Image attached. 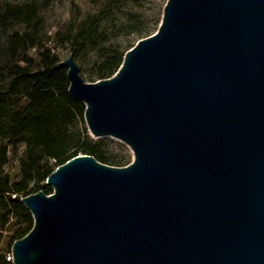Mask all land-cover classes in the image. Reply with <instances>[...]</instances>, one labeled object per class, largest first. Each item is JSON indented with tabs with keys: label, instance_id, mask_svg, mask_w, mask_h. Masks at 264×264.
<instances>
[{
	"label": "water",
	"instance_id": "1",
	"mask_svg": "<svg viewBox=\"0 0 264 264\" xmlns=\"http://www.w3.org/2000/svg\"><path fill=\"white\" fill-rule=\"evenodd\" d=\"M59 66L91 135L134 161L57 167L20 200L13 264H264V0H168L111 78Z\"/></svg>",
	"mask_w": 264,
	"mask_h": 264
},
{
	"label": "trees",
	"instance_id": "2",
	"mask_svg": "<svg viewBox=\"0 0 264 264\" xmlns=\"http://www.w3.org/2000/svg\"><path fill=\"white\" fill-rule=\"evenodd\" d=\"M131 1L103 0L97 14L79 18L63 38L75 60L85 51L96 54L97 81L114 76L126 52L133 48L131 44L122 46L118 42L121 37L135 35L141 40L151 36L143 15L126 9ZM36 15L37 9L27 6L7 12L9 19L25 24ZM160 22L157 18L154 27L158 28ZM25 38L27 49L39 50L43 65L36 71L17 66L9 88L0 91V224L6 225L12 217L25 224L17 230L15 241L24 238L34 226L32 214L20 202L21 198L41 191L52 194L45 181L57 167L80 154L94 156L107 165L110 161L112 166L119 163L107 157L90 139L83 126L86 106L70 97L67 68L59 66L58 56L33 34L26 33ZM21 83L25 84L22 92ZM20 144L26 149L18 159L19 179L11 182L4 167L8 163L9 146ZM0 264L11 263L0 257Z\"/></svg>",
	"mask_w": 264,
	"mask_h": 264
},
{
	"label": "rangeland",
	"instance_id": "3",
	"mask_svg": "<svg viewBox=\"0 0 264 264\" xmlns=\"http://www.w3.org/2000/svg\"><path fill=\"white\" fill-rule=\"evenodd\" d=\"M167 1L132 0L126 9L143 15L145 25L150 27L149 34L153 35L159 28L154 27V21L157 18L162 21ZM102 2L103 0H0V91L9 88L12 79L16 76L17 66L29 67L32 71H36L43 65L39 50L37 48L27 49L26 33L33 34L36 39L41 40V43L51 49L53 55L58 56L60 62L65 61L72 54L69 45L63 42L65 34L71 29L73 23L80 20L79 18L87 14H97ZM18 6L37 9L34 20L25 24L15 19H9L7 12ZM114 14H116L115 10ZM107 21L108 19L104 22ZM139 40L133 35L121 37L118 42L122 46L131 44L134 47ZM75 61L85 82L97 81L98 77L94 74L97 62L95 53L85 51ZM24 87L25 84L21 83V92L24 91ZM83 126L87 129L93 144L98 145L100 150L111 160L119 161L117 165L113 166L124 167L134 161L133 151L120 139L113 136L93 137L85 120ZM3 143H7V141H3ZM25 149L24 144L17 147L9 146L8 163L5 165L4 171L10 175L11 182L19 179L20 166L15 162L23 155ZM109 163L108 165H111L112 161ZM24 226L25 224L21 220L13 217L6 225L0 224V257L8 258L12 255L14 236L17 230Z\"/></svg>",
	"mask_w": 264,
	"mask_h": 264
},
{
	"label": "built area",
	"instance_id": "4",
	"mask_svg": "<svg viewBox=\"0 0 264 264\" xmlns=\"http://www.w3.org/2000/svg\"><path fill=\"white\" fill-rule=\"evenodd\" d=\"M18 163H19V160L17 159L16 162H15V164H18ZM13 197H15V196H13ZM6 260L8 262H10L11 264H13V254L10 255L8 258H6Z\"/></svg>",
	"mask_w": 264,
	"mask_h": 264
}]
</instances>
